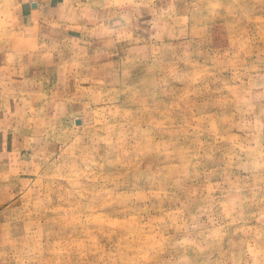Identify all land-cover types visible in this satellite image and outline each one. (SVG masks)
Instances as JSON below:
<instances>
[{"label":"rangeland","instance_id":"1","mask_svg":"<svg viewBox=\"0 0 264 264\" xmlns=\"http://www.w3.org/2000/svg\"><path fill=\"white\" fill-rule=\"evenodd\" d=\"M32 1L53 31L71 23ZM75 11L85 33L52 46L74 56L1 96L18 126L0 264H264V0Z\"/></svg>","mask_w":264,"mask_h":264},{"label":"crops","instance_id":"2","mask_svg":"<svg viewBox=\"0 0 264 264\" xmlns=\"http://www.w3.org/2000/svg\"><path fill=\"white\" fill-rule=\"evenodd\" d=\"M50 1L54 4L58 1L59 15L71 21V23L67 24L65 30H61L63 27L62 22L59 23V30L56 31H53L50 26H46L45 23L50 24V21L48 23V21L45 20L42 23L39 20L41 17L38 15L42 11H35V9H33L34 5L37 4L36 1L15 0V3L11 2V6L6 4V7L0 9V19L4 16L6 17V24H0V111L4 110L1 106V96L3 94H13L12 97L15 96L13 100L16 98L26 100V96H28L33 89L39 85L43 86L44 83L39 82L38 79L43 82L51 79L47 74L51 72V67H53L51 66V64L53 65V58L57 59V57L59 58L65 54L71 57L74 56V50L68 53H62L58 50L53 53L52 46H57L56 42L61 46V42L66 38L65 34L68 35L74 32L76 35H83L85 33L84 23H76L77 20L73 21L71 19L77 15L75 9L91 7V4L97 0H45V2ZM72 1H76L75 4L64 6V3L68 4ZM54 4L45 7L44 10L47 11V13L53 12ZM102 24L108 26L106 22ZM55 38H59V41ZM40 40L42 44L45 45V48L42 49V55H44V59L47 58V62H43L44 59L41 60V57L36 59L35 51L38 48ZM55 59L54 61H56ZM40 61H42V63ZM16 86H18L17 88H26L27 93L15 95L17 92L14 93ZM2 88L4 90L1 92ZM48 102L52 103V100L49 101L48 99ZM10 110L15 114L21 113L19 110ZM3 115L9 116L11 121L7 123L6 119L4 120V128L8 129V133L5 135L2 133L0 135V191L4 186H8L4 182L9 181V186L15 183L14 180L12 182L10 180H12L16 174L14 173L16 160H14L12 155L7 156V158L5 157V153L12 152V147L4 142V138L10 141V139L13 138L10 132L18 126L12 123L13 120L18 122V117L9 115V113H0V119H2L1 116ZM20 116L21 115H19V117ZM23 120L24 117L22 118V121ZM0 130H3V121L0 124ZM11 194H13V191L12 193L10 192L8 196Z\"/></svg>","mask_w":264,"mask_h":264}]
</instances>
